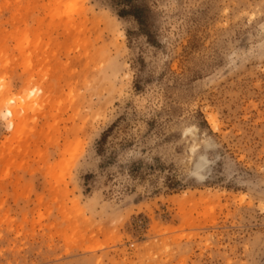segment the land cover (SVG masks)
<instances>
[{"label": "rangeland", "instance_id": "374dc122", "mask_svg": "<svg viewBox=\"0 0 264 264\" xmlns=\"http://www.w3.org/2000/svg\"><path fill=\"white\" fill-rule=\"evenodd\" d=\"M139 2L0 0V264H264V0Z\"/></svg>", "mask_w": 264, "mask_h": 264}, {"label": "trees", "instance_id": "16d2710c", "mask_svg": "<svg viewBox=\"0 0 264 264\" xmlns=\"http://www.w3.org/2000/svg\"><path fill=\"white\" fill-rule=\"evenodd\" d=\"M139 1L141 0H112V7L115 8L116 15L118 16V18H131L138 24L140 30L148 33V24L146 20L147 10L146 7L142 5ZM146 37H149V35L146 34ZM107 136V133H105L102 136L100 142H105Z\"/></svg>", "mask_w": 264, "mask_h": 264}, {"label": "bare ground", "instance_id": "6f19581e", "mask_svg": "<svg viewBox=\"0 0 264 264\" xmlns=\"http://www.w3.org/2000/svg\"><path fill=\"white\" fill-rule=\"evenodd\" d=\"M5 108H6V107H5ZM6 112H7V114H4V115H8V114H9V115H11L10 117H13L12 120H11L10 122H11V125H12L11 127L14 128V125H15V123H14V118H15V116H16L17 113H15L14 110H11V108H10V109H7ZM16 117H17V116H16Z\"/></svg>", "mask_w": 264, "mask_h": 264}]
</instances>
